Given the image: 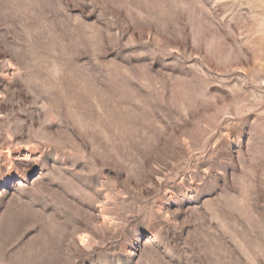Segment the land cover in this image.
Listing matches in <instances>:
<instances>
[{
    "label": "rangeland",
    "instance_id": "1",
    "mask_svg": "<svg viewBox=\"0 0 264 264\" xmlns=\"http://www.w3.org/2000/svg\"><path fill=\"white\" fill-rule=\"evenodd\" d=\"M0 264H264V0H0Z\"/></svg>",
    "mask_w": 264,
    "mask_h": 264
}]
</instances>
